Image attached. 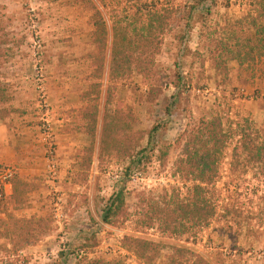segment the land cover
<instances>
[{
	"label": "rangeland",
	"instance_id": "1",
	"mask_svg": "<svg viewBox=\"0 0 264 264\" xmlns=\"http://www.w3.org/2000/svg\"><path fill=\"white\" fill-rule=\"evenodd\" d=\"M95 1L110 24L124 21L143 5L170 6V0H143L139 5L129 0ZM196 1L174 3L176 20L157 56L154 82L147 84L133 73L113 83L109 64L100 80L113 109L134 112L136 131L162 127L152 162L132 168L128 158L101 155L98 142L91 158L87 153L91 139L83 111L88 102L81 96L94 81L90 13L75 0H0V82L9 97L0 109L11 111L0 120V168L14 169L12 183L20 178L29 185L22 207L13 204V188L0 197V264H55L61 249L79 244L81 231L91 226L100 231L92 258L144 264L122 244L127 235H139L164 245L157 264H169L172 255H179L174 247L203 255L213 264H264V175L244 159L233 164L243 134L264 140V54L244 66L233 62L228 75H222L200 46L203 29L211 36L228 37L232 22L254 15L255 4L218 0L211 16L196 18L190 52L179 72L177 35L185 32L188 11ZM213 116L223 119L231 136L215 185L217 217L209 227L182 239L167 238L157 229L143 230L138 221L144 194L158 199L165 190L181 189L185 194L191 186L175 175L180 152L170 150L167 162L161 163L159 151L174 145L202 118ZM127 178L130 220L116 226L93 224L91 216L98 215ZM32 218H45L50 232L28 243L13 232V225ZM178 258L193 264L190 256Z\"/></svg>",
	"mask_w": 264,
	"mask_h": 264
},
{
	"label": "trees",
	"instance_id": "2",
	"mask_svg": "<svg viewBox=\"0 0 264 264\" xmlns=\"http://www.w3.org/2000/svg\"><path fill=\"white\" fill-rule=\"evenodd\" d=\"M91 15L93 26L92 45L94 50L89 54L94 80L87 92L81 97L88 102L83 111L86 132L91 139L87 149L89 158L97 150L101 155L115 154L120 159L132 160V165L151 163L152 155L158 150V135L162 127L154 126L148 131H136L132 124L137 123L131 109H113L111 99L103 91L102 80L107 65H110V80L116 82L139 74L147 84L154 82L157 76V56L160 54L164 37L171 31L176 20L178 0H170L169 7H139L124 21L110 24L101 7L95 0H75ZM136 5L143 0H129ZM255 14L247 19L232 22L228 37L211 36L206 30L200 33V46L204 56L213 69L228 75L230 65L237 62L240 66L254 63L264 54V0H252ZM218 0H197L188 11L184 33L177 35L181 44L179 72L182 71V60L190 52L189 43L194 30L193 23L198 17H209ZM1 54V51H0ZM2 56L0 55V58ZM182 81L183 73L179 74ZM176 95L173 99L176 100ZM9 101L0 82V104ZM11 114L7 109H0V120ZM231 140L225 130L220 116L202 118L197 124L187 128L167 150L159 151V161L165 163L170 150L180 152L175 163V175L191 186L183 194L181 189L165 190L158 199L140 198L139 226L143 230L157 229L167 238L182 239L194 231L209 227L218 215L215 185L219 178L222 161ZM144 141L147 145L143 146ZM233 164L236 167L244 159L249 166L259 169L264 175V140L258 136L243 134L234 150ZM133 171L131 170V173ZM130 176V175H129ZM125 179L119 188L105 202L97 216H91V222L101 226H116L126 223L131 218L126 195ZM28 184L17 178L12 183V201L16 208L25 203ZM3 226L6 225L3 221ZM92 227V226H91ZM81 231L78 243L68 244L61 249L55 264H129L122 258H92L99 247V230L93 228ZM14 233L24 242H37L40 237L50 232L49 222L45 218L16 220ZM6 234L5 237H9ZM3 238V237H0ZM77 239V240H78ZM123 247L144 264H157L162 257L163 244L154 239L127 235ZM179 255H172L169 264H183L178 257H192L193 264H213L203 255L188 249L174 247ZM175 252V253H176ZM186 253V254H183Z\"/></svg>",
	"mask_w": 264,
	"mask_h": 264
},
{
	"label": "built area",
	"instance_id": "3",
	"mask_svg": "<svg viewBox=\"0 0 264 264\" xmlns=\"http://www.w3.org/2000/svg\"><path fill=\"white\" fill-rule=\"evenodd\" d=\"M14 169L0 168V197L7 195L12 189Z\"/></svg>",
	"mask_w": 264,
	"mask_h": 264
}]
</instances>
